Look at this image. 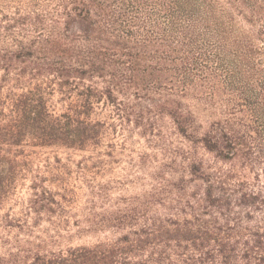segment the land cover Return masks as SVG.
<instances>
[{
  "label": "trees",
  "instance_id": "1",
  "mask_svg": "<svg viewBox=\"0 0 264 264\" xmlns=\"http://www.w3.org/2000/svg\"><path fill=\"white\" fill-rule=\"evenodd\" d=\"M0 264H264V0H0Z\"/></svg>",
  "mask_w": 264,
  "mask_h": 264
},
{
  "label": "rangeland",
  "instance_id": "2",
  "mask_svg": "<svg viewBox=\"0 0 264 264\" xmlns=\"http://www.w3.org/2000/svg\"><path fill=\"white\" fill-rule=\"evenodd\" d=\"M204 159L206 161H208V163H212V162H215V159L213 158V156L211 154H204ZM220 163H218L219 165ZM226 166H228L229 164H225ZM234 165V169H235V164ZM88 242H91V240L89 239H82V240H75L73 243L76 244V243H81V244H84V243H88Z\"/></svg>",
  "mask_w": 264,
  "mask_h": 264
}]
</instances>
